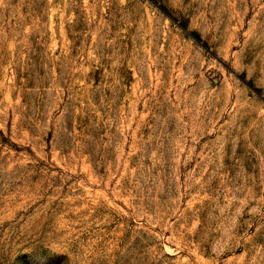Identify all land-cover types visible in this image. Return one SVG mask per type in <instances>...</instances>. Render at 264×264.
Listing matches in <instances>:
<instances>
[{"label":"rangeland","instance_id":"obj_1","mask_svg":"<svg viewBox=\"0 0 264 264\" xmlns=\"http://www.w3.org/2000/svg\"><path fill=\"white\" fill-rule=\"evenodd\" d=\"M0 264H264V0H0Z\"/></svg>","mask_w":264,"mask_h":264}]
</instances>
